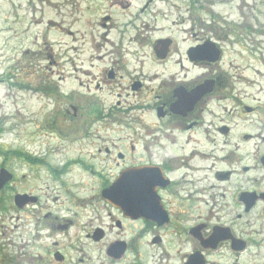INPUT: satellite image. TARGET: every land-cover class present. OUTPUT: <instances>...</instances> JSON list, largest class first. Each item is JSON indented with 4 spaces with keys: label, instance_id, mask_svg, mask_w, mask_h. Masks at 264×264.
I'll list each match as a JSON object with an SVG mask.
<instances>
[{
    "label": "flooded vegetation",
    "instance_id": "1",
    "mask_svg": "<svg viewBox=\"0 0 264 264\" xmlns=\"http://www.w3.org/2000/svg\"><path fill=\"white\" fill-rule=\"evenodd\" d=\"M104 1L90 31L80 15L69 32L75 87H39L61 98L39 107L31 141L44 149H10L22 171L0 162V264H264V97L244 89L255 82L224 70L218 43L217 61L192 54L206 29L171 60V40L137 24L148 2L118 21L111 10L133 1ZM146 55L172 68H144Z\"/></svg>",
    "mask_w": 264,
    "mask_h": 264
},
{
    "label": "rangeland",
    "instance_id": "2",
    "mask_svg": "<svg viewBox=\"0 0 264 264\" xmlns=\"http://www.w3.org/2000/svg\"><path fill=\"white\" fill-rule=\"evenodd\" d=\"M132 1L129 9L115 6L112 14L121 21L135 6L148 2L137 24L145 33L153 26L158 27L159 33L154 36L171 40V60L196 41L194 34L206 29L210 40L222 47L220 65L224 70L233 74L235 68H241L242 72L237 75L255 82L253 87L244 88L245 95L264 97V0ZM75 5L76 0H0V149L3 151L44 149L40 143H34L37 137L31 141V135L38 131L36 125L42 123L39 107L46 97L50 104L61 98L57 92L42 93L39 87H46L49 82L54 87L57 83L68 90L75 87L71 79L73 36L69 33L78 28L74 19L82 15L79 29L88 32L92 25L88 27L87 21H93L107 4L103 0L97 5L96 12L85 10L84 3L82 14L76 11ZM115 10L120 13L115 15ZM147 58L148 55L144 57V68H172L170 64L152 65ZM59 76L63 77L61 81ZM259 86L261 91L258 92ZM260 103L263 101L256 104ZM250 117L255 118L254 115ZM32 119L35 125L31 123ZM119 133L114 132L111 137L118 139ZM2 160L13 161L22 171L19 160L12 156L5 157L0 153V162ZM8 194L7 189L2 196L6 206ZM6 216V211L0 215V226H8ZM0 239L4 241L5 236L0 235ZM95 254L98 258V250ZM149 254L144 256L149 257Z\"/></svg>",
    "mask_w": 264,
    "mask_h": 264
},
{
    "label": "water",
    "instance_id": "3",
    "mask_svg": "<svg viewBox=\"0 0 264 264\" xmlns=\"http://www.w3.org/2000/svg\"><path fill=\"white\" fill-rule=\"evenodd\" d=\"M167 44H169V42ZM190 50L192 51V54L196 53V55H202L204 57L207 56V58L211 61L216 60L219 56V51H217L218 49L212 42H207L201 46L191 48ZM0 173H2V171ZM7 177L8 176H6V174L5 176H1L0 174V189L1 186H3V184L7 181Z\"/></svg>",
    "mask_w": 264,
    "mask_h": 264
},
{
    "label": "trees",
    "instance_id": "4",
    "mask_svg": "<svg viewBox=\"0 0 264 264\" xmlns=\"http://www.w3.org/2000/svg\"><path fill=\"white\" fill-rule=\"evenodd\" d=\"M1 152H2L3 154L7 155V153H6V152H4V151L0 150V153H1ZM17 154H18V153H17Z\"/></svg>",
    "mask_w": 264,
    "mask_h": 264
}]
</instances>
